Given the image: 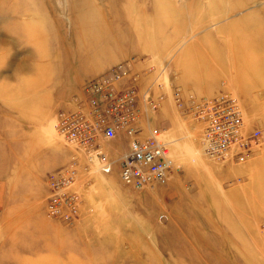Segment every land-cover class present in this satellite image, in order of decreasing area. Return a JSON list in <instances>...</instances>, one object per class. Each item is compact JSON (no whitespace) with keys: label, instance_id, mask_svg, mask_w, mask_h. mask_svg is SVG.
Returning <instances> with one entry per match:
<instances>
[{"label":"rangeland","instance_id":"374dc122","mask_svg":"<svg viewBox=\"0 0 264 264\" xmlns=\"http://www.w3.org/2000/svg\"><path fill=\"white\" fill-rule=\"evenodd\" d=\"M160 1L129 5L160 17L150 49L90 79L126 63L141 90L161 97L147 123L170 141L169 181L137 189L123 182L118 161L110 173L96 169L86 207L70 223L47 213L48 178L73 154L57 123L89 79L56 100L50 122L33 93L53 53L69 74L72 47L95 44V7L80 8L89 0H0V264H264V0ZM103 50L86 56L98 59ZM21 61L38 71L15 68ZM215 82L213 94L200 93ZM221 92L238 95L248 127L262 129L259 150L242 162L207 157L201 125L182 111L192 98ZM162 106L166 118L158 119Z\"/></svg>","mask_w":264,"mask_h":264},{"label":"built area","instance_id":"2783aa9c","mask_svg":"<svg viewBox=\"0 0 264 264\" xmlns=\"http://www.w3.org/2000/svg\"><path fill=\"white\" fill-rule=\"evenodd\" d=\"M129 71V64L120 63L110 74L89 79L74 97L73 108L60 113L57 129L73 154L49 175L48 215L77 221L93 185L91 174L96 169L112 172L116 161L127 185L143 189L168 183L174 166L170 141L147 123L161 97L153 96L149 88L141 90L136 78L128 77ZM176 100L184 104L180 92ZM182 111L201 125L200 141L212 160L242 162L263 143L262 129L248 127L240 98L233 92L192 98ZM119 135L128 139L129 148L114 159L108 148ZM81 177L87 179L86 185Z\"/></svg>","mask_w":264,"mask_h":264},{"label":"crops","instance_id":"0c3cea01","mask_svg":"<svg viewBox=\"0 0 264 264\" xmlns=\"http://www.w3.org/2000/svg\"><path fill=\"white\" fill-rule=\"evenodd\" d=\"M131 1L111 0L108 1V6H102L98 0H89L88 3H84L83 7H80L83 10H93L95 7L94 15H96V18L90 23L95 30V44L85 48H81L79 45L72 47L74 48L72 49L74 54L72 55V70L69 74H64V71H62L66 66L63 61L60 63L59 58L61 56H58V54L54 55L53 52L51 53H53L52 57L54 61L43 66L41 65L42 67L39 68L41 71L36 74L38 76L36 79L40 82L37 83L38 85L36 84L33 95L34 98H42L45 101L42 102L43 106H41L45 111L42 120L50 122L51 109H53L56 100L62 101L66 96L72 95L93 75L105 71L116 63L127 59L134 52H145V50L150 49V46H147L149 45L148 37L157 35L158 32L160 33V17H151L148 6H142L141 11H133V8H130L129 5L142 2L143 4H154L153 6L155 7V4H159L161 1ZM176 2L177 0L167 1L169 4H176ZM85 4L87 5L85 6ZM103 13L106 14L105 19H103ZM155 19L158 21L156 24L154 23ZM99 49H104V55L100 58L92 59L86 56V53L90 55V52L94 53ZM200 50L207 51V49L203 48H200ZM210 64L215 71L218 70L215 61H211ZM16 67L26 69V71L37 68L32 62L28 61H21ZM207 84L203 83L200 93L213 94L220 86L219 82H215L212 88H209L210 86ZM164 102L172 104V94L166 95ZM159 110L157 118H166L164 106ZM111 145L112 148H108V151L114 159L129 148L128 139L124 135L114 138L111 141Z\"/></svg>","mask_w":264,"mask_h":264}]
</instances>
